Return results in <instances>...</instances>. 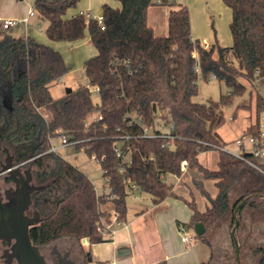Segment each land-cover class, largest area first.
Wrapping results in <instances>:
<instances>
[{
    "label": "trees",
    "instance_id": "obj_1",
    "mask_svg": "<svg viewBox=\"0 0 264 264\" xmlns=\"http://www.w3.org/2000/svg\"><path fill=\"white\" fill-rule=\"evenodd\" d=\"M117 1L120 6L103 5L100 23L70 13L80 0H34L37 15L48 21L45 34L50 40L78 41L89 32L96 49L84 63L89 85L57 98L50 86L68 72L62 53L31 35L16 37L0 29V168L7 148L15 163L29 168L34 182L44 185L32 195L41 215L29 230L34 244L64 237L99 243L111 240L109 229L102 227L112 222L113 212L119 221H127L126 198L134 186L156 203L178 197L165 176L181 175L186 164L202 173L194 182L210 204L201 211L186 200L192 217L183 224L203 222L205 233L196 235L210 243L207 233L229 210L236 222L245 207L264 208V173L223 150L227 143L219 133L225 123L221 106L246 89L239 77L251 82L264 77V0H224L232 11L231 46L218 40L206 46L194 38L186 3L162 2L174 6L168 33L159 36L148 22L155 0ZM200 74L206 80L223 81L229 92L219 102L196 101ZM91 87L99 89L100 102L93 101ZM255 108L256 122L244 133L260 132L264 95ZM96 110L100 116L90 121ZM145 128L155 135L144 136ZM60 132L78 139L76 146L101 163L109 192L99 194L88 174L49 151L50 137ZM209 150L220 153L217 169L199 160V154ZM245 170L258 174L257 186L230 207L229 194ZM206 179L216 181L215 197L205 187ZM213 259L214 255L200 264H211Z\"/></svg>",
    "mask_w": 264,
    "mask_h": 264
},
{
    "label": "rangeland",
    "instance_id": "obj_2",
    "mask_svg": "<svg viewBox=\"0 0 264 264\" xmlns=\"http://www.w3.org/2000/svg\"><path fill=\"white\" fill-rule=\"evenodd\" d=\"M177 1L182 4L186 3V0ZM173 6L174 5L171 4H155L149 9L148 22L149 24L155 26L156 35H167V31H165V29L168 27V14ZM30 8H34V0H0V14L2 18L11 15L15 16L14 18L17 19L26 17ZM189 8L193 33L196 34V36L200 38L201 41L206 42L207 46L212 45L216 42V40H218V43L222 46H231L233 44L230 31L232 11L224 0H194L193 5H189ZM29 25L30 28L34 29L37 36H39L38 38L35 37V39L39 42L45 43L44 40H46L48 43L54 44V48L62 53L68 66V72L65 74V76L61 80L51 84L50 90L52 95L57 98L67 94V88L77 89L81 86H88L90 81L86 74L84 63L89 57L95 55L96 53L94 46L90 42L89 32H85V36L75 42L52 41L45 34V29L48 26L47 20L41 18L39 15H36L34 16L33 23ZM3 31L16 37L26 36L25 24H19ZM215 56H217V52H215ZM239 78L246 85L245 91H243L240 96H237L233 102L221 106L222 112L225 115V123L219 129V133L223 141H227L231 148L235 147L234 140L242 135L245 130H250L249 126L256 122L257 112L255 105L258 97L260 95H264V77L256 80L255 82L247 80L243 75ZM91 90L93 101L95 103L100 102V95L96 88L91 87ZM229 90L230 89L223 81H220L214 77L206 80L200 74L198 93L194 99L199 102H209L210 100L219 102L222 95L228 93ZM99 116L100 112L96 110L89 116V120H96ZM260 128L264 129V110L260 112ZM53 143L55 145H61L60 136L54 137ZM216 151H205V154L216 153ZM9 152L12 154L10 150ZM58 153L88 174L99 194L109 192V185L106 178L104 177V170L101 163L94 157L89 156L84 148H78L75 144H69L60 146ZM7 154L8 153H5L2 156V162H5ZM21 169L25 171L26 167ZM196 171L199 172L198 170ZM257 176L258 174L252 170H245V172L242 173V178L237 184L239 186L242 185V187L239 188V192L236 191L233 198L229 199L230 207L233 205L234 200L236 201L243 193H245L247 189L257 186ZM3 177V175L0 176V184L2 181H4ZM165 178L170 183H175L177 179L174 174H167ZM193 188L198 198L205 199V196L202 195L199 188L194 186ZM147 195L148 194H145L138 189L130 192L126 198L128 205V215L137 210L139 206H144L146 203H151V198H147ZM186 196L189 198V201L196 203L195 196L191 197L190 194ZM249 212L250 210H248V213ZM242 216L243 215L241 213L240 219L238 221L239 226L241 225ZM187 220L188 221L186 223L191 221L189 218H187ZM195 224L188 227L189 233L194 237V239L189 243L184 242V248L188 247V244L195 242L198 243L199 241V238L196 235L197 233L195 230ZM235 225L236 222L234 219L231 220L229 210V212L219 222V224L216 225L218 228H213L212 231H215L214 236H218V231L224 229H228L229 233L232 234ZM175 226L177 228L176 222ZM179 227L178 231L182 237ZM207 237L213 241V237H210V231L207 233ZM82 241L83 240H80L79 242L83 243ZM88 247L89 246L85 244L84 248L86 253L90 252ZM256 254L257 253H255V255Z\"/></svg>",
    "mask_w": 264,
    "mask_h": 264
},
{
    "label": "crops",
    "instance_id": "obj_3",
    "mask_svg": "<svg viewBox=\"0 0 264 264\" xmlns=\"http://www.w3.org/2000/svg\"><path fill=\"white\" fill-rule=\"evenodd\" d=\"M193 1L194 0H186V4L188 6L193 5ZM104 4H110L114 7L121 5L117 0H80L77 8L70 11V13H77L80 10L90 9L100 14L102 13ZM0 17H2L1 14ZM7 17L14 18L15 16L11 15ZM33 21L34 17L30 19V24H32ZM151 26H153L155 30V26ZM165 31L168 33V27ZM192 34L194 38H198L196 34L193 33V30ZM27 35L39 37L34 29L30 28V25L26 26V36ZM44 41L48 43L46 40ZM202 42L207 46L206 42ZM48 44L55 47L54 44ZM228 147L231 148L229 145ZM219 156V151L209 154L202 152L199 154V160L206 167L217 169ZM199 172L187 165L184 166L182 174L179 176L174 174L177 179L175 183L172 182L178 197L170 196L164 201L156 203L150 195H147V198H151V203L139 206L141 208L138 207L137 210L128 215L126 222L118 223L112 218V222L109 226L110 232L108 233L111 240L99 243H91L90 241L89 243H81L84 250L85 244L89 246L88 248L90 250L85 264H200L201 262L208 261L213 256V241L210 240L209 237L210 243L199 238L198 243L188 244L189 246L184 248V242L178 231L179 225L186 223L188 221L187 218L191 220L192 217V210L186 202L189 198L186 195L190 194L191 197L195 196L197 206L201 211L206 210L210 204L207 197H205V199L207 198L206 200L204 198H198L194 191L193 186L196 187L194 182L195 179L202 178V173L200 172L199 174ZM204 185L212 196L215 197L217 195L218 188L215 180L206 179L204 180ZM240 187H242V185H236L231 190L229 199L234 197L236 191H238ZM248 210H250L249 213ZM242 215L241 225L239 226V224H237L234 230L235 236L238 239L239 248H244L245 237L242 233L254 231L251 242L257 240L261 242V244L255 248L245 247L243 262L247 264V256L251 254L254 256L255 250L264 245V208L247 206L243 209ZM230 216L231 220H233L234 218L231 210ZM175 222L177 223V228ZM216 228L218 227L214 229ZM214 232L215 231L210 230V237ZM230 235L232 237L233 231ZM65 239L79 242L70 237H66ZM260 256V254H257L255 257L259 258Z\"/></svg>",
    "mask_w": 264,
    "mask_h": 264
},
{
    "label": "water",
    "instance_id": "obj_4",
    "mask_svg": "<svg viewBox=\"0 0 264 264\" xmlns=\"http://www.w3.org/2000/svg\"><path fill=\"white\" fill-rule=\"evenodd\" d=\"M66 90L67 93H69L73 89L67 88ZM5 150L8 154L5 162H1L0 175L11 177L16 188L10 192L7 201H3L0 198V238H6L8 240L15 239L13 251L20 264H47L39 247L32 243L29 235L30 228L41 220L40 213L36 212L34 216H30L26 212L33 203V193L43 188L44 185H37L34 182L33 175L29 168H26L25 172H22L19 167L20 165H17L14 161V155L10 154L9 149L6 148ZM237 224L238 219H236V225ZM195 230L197 235H202L205 233L206 227L203 222H197L195 224ZM253 232L254 231L242 233L245 237L244 248H239L238 240L235 237V249V246L232 245L233 240L228 229L219 230L218 236H212L214 242V259L217 255L219 256V252L223 253L228 251L227 249L229 246H227V237L230 235V264H234L235 257H237V263L241 264V257L243 260L245 247L255 248L261 244L260 240L251 242ZM82 242L89 243V239L84 238ZM72 264L77 263L73 262Z\"/></svg>",
    "mask_w": 264,
    "mask_h": 264
},
{
    "label": "built area",
    "instance_id": "obj_5",
    "mask_svg": "<svg viewBox=\"0 0 264 264\" xmlns=\"http://www.w3.org/2000/svg\"><path fill=\"white\" fill-rule=\"evenodd\" d=\"M157 4H162L164 0H155ZM77 14L85 15L87 18H93L97 19L100 23L103 21V14L95 13L93 10L87 9V10H80L77 12ZM37 15V11L35 8H30L28 11V15L24 18H13V17H6L2 18L0 17V29L6 30L13 26H17L19 24H25V26H28L30 24V19ZM98 91L99 89L96 88ZM49 113H46L45 116L49 117ZM85 127L88 128L89 121L85 122ZM144 136H153L155 133H151L149 128L144 129ZM61 140V145H55L53 143V138L50 137L51 147L49 151L52 152H58V149L60 146L69 145V144H77L80 142L78 139H71L68 135L60 132L59 135ZM235 148L231 149L226 144L223 147V150L231 153L232 155L236 156L239 159H242L245 161L251 168L260 171L264 173V129H261L258 134H252V133H243L238 138L234 140ZM116 149L118 150V155H121V149L120 144L115 143ZM186 166V164H184ZM136 189V187H133V190ZM112 218L117 221L118 223H121L117 219V213L113 212ZM111 223L108 225H103L104 231L109 229ZM180 231L182 234V240L183 242L189 243L194 239L193 236L190 235L188 227L184 224L180 225Z\"/></svg>",
    "mask_w": 264,
    "mask_h": 264
},
{
    "label": "flooded vegetation",
    "instance_id": "obj_6",
    "mask_svg": "<svg viewBox=\"0 0 264 264\" xmlns=\"http://www.w3.org/2000/svg\"><path fill=\"white\" fill-rule=\"evenodd\" d=\"M19 167L23 168L22 166ZM21 171L25 172L22 169ZM8 177L9 176L7 177L4 176L3 177L4 181H2V183L0 184V198L3 201H7L10 192L16 188V185L12 181L11 177L10 180L7 181ZM26 212L28 215L34 216L38 211L34 208L32 203L30 208ZM214 235L215 233L211 234V236ZM65 238L66 237L60 238L48 244H34L33 242L32 243L39 247V250L41 254L45 257L47 264H72L73 262L77 264H85L87 260V256H86L87 253L83 249V246L80 243H71L68 239ZM227 240H228L227 246H229V248L227 249L228 251L223 253L219 252V256L217 255V257H215L212 264H230V235L229 237H227ZM232 240H233L232 245H234L236 249V245L234 243L235 240L234 235ZM14 242L15 239L8 240L6 238H0V264H20L18 259L14 255V251H13ZM259 248H262V250L257 254H260L261 256L259 258L255 257L257 254L255 255L254 252V256L252 254L247 256V260H248L247 264H264L263 263L264 245H262V247ZM234 264H238L237 257H235ZM241 264H244L242 257H241Z\"/></svg>",
    "mask_w": 264,
    "mask_h": 264
}]
</instances>
